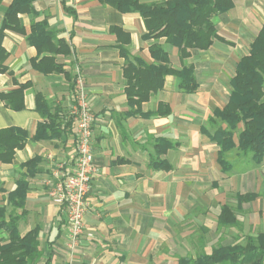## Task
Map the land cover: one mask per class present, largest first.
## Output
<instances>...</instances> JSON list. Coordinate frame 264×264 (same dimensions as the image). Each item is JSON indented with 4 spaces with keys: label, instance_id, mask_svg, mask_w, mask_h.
I'll use <instances>...</instances> for the list:
<instances>
[{
    "label": "crops",
    "instance_id": "0c3cea01",
    "mask_svg": "<svg viewBox=\"0 0 264 264\" xmlns=\"http://www.w3.org/2000/svg\"><path fill=\"white\" fill-rule=\"evenodd\" d=\"M232 1L229 11L213 16L222 40L214 39L206 50L191 49L186 60L193 66L197 89L186 93L178 88L174 75H167L162 89L151 93L140 110L128 104L123 69L134 58L153 62L149 46L155 40L145 37L147 28L138 12H120L99 0H35L36 15H16L22 32L3 30L7 71L0 72V91L26 82L29 86L23 92L21 110H13L0 100V129L15 127L26 133L25 143L15 149L12 160L0 161V208L5 209L6 219L21 212L8 203L7 193L24 179L28 186L25 214L18 220V230L23 234L38 227L42 256L34 264H44L47 258L50 264H178V258L209 253L200 242H209L213 236L208 218L196 217L197 202L209 205L216 200L221 206L217 194L225 190L227 181L220 176L224 172L217 162L219 148L202 128L212 131L207 120L213 109L227 102L235 65L248 53L264 21V0ZM10 2L0 0V26ZM43 19L69 47V54L55 55L61 71L44 73L31 64L32 59L38 61L44 54L37 52L27 35L31 24ZM158 43L168 51L170 66L181 68L177 47L167 44L163 37ZM76 66L83 74L94 116L91 149L98 172L91 181L85 214V229L92 236L83 235L69 250L65 211L50 199L49 189L56 181V172L64 175L74 167L70 108ZM36 93L48 102L47 118L36 108ZM159 104L168 110L166 114H140L155 111ZM40 123L52 126L51 137L34 138ZM157 138L171 143L161 157L170 165L168 170L150 165ZM31 159H36L34 165L23 166ZM230 162L229 172H235ZM257 165L236 171L242 173L235 176L234 195L249 191L261 195L264 159ZM207 172L210 180L206 181ZM206 186L211 188L204 193ZM199 228L203 231L197 232Z\"/></svg>",
    "mask_w": 264,
    "mask_h": 264
},
{
    "label": "trees",
    "instance_id": "16d2710c",
    "mask_svg": "<svg viewBox=\"0 0 264 264\" xmlns=\"http://www.w3.org/2000/svg\"><path fill=\"white\" fill-rule=\"evenodd\" d=\"M35 0H11L0 26V72L7 71L4 60L7 52L1 44L4 29L22 32L17 22L18 13H32ZM109 4L120 12H138L147 28L145 37L155 40L149 46L153 62L146 63L139 58L127 62L123 69L125 93L129 106H137L149 99L151 93L162 89L165 77L174 75L178 79V88L186 93L194 92L197 81L191 64H186L191 49L206 50L214 39L222 40L213 21L215 14L229 11L233 7L232 0H166L161 3H141L139 0H99ZM116 30V28H113ZM57 30L50 28L43 19L31 24L27 35L28 41L35 46L40 60H31L35 69L49 73L61 71L55 63L58 53L69 54L68 45L57 38ZM120 35V30L116 31ZM178 49L181 68L170 66L168 51L158 43V39ZM119 45V44H118ZM120 52L125 54L124 47L119 45ZM29 83L19 84L15 89L2 92L0 100L13 110L24 107L23 92ZM230 92L223 107L213 109L208 118L212 131L202 128L203 132L218 146L217 162L224 173L232 170V163L227 153L235 150L236 155L243 156L255 164L264 159V21L257 35L249 46L247 54L240 57L229 80ZM36 108L43 117H48L49 105L40 93L35 95ZM159 104L155 111L141 112L143 116L163 115L168 110ZM52 126L45 123L37 125L34 138L51 137ZM51 131V133H48ZM26 140L25 131L7 127L0 129V161L8 163L12 160L15 149L23 146ZM171 143L165 138H157L154 144V157L150 165L154 169H170L165 158H161ZM36 159L23 163V166L34 165ZM37 170V169H36ZM35 170V171H36ZM34 168L32 169V172ZM27 182L17 181L16 187L7 193L8 203L20 208L19 214H10L5 218L4 208H0V264H34L42 256L38 241V227L35 226L21 234L18 220L22 217L25 205ZM260 196L254 191L236 193V207L254 201ZM237 220L228 203L220 206L217 216L218 226H236ZM44 264H50L47 258ZM178 264H264V232L257 236L247 235L244 243L218 242L211 247L209 253L201 252L195 257L178 258Z\"/></svg>",
    "mask_w": 264,
    "mask_h": 264
},
{
    "label": "built area",
    "instance_id": "2783aa9c",
    "mask_svg": "<svg viewBox=\"0 0 264 264\" xmlns=\"http://www.w3.org/2000/svg\"><path fill=\"white\" fill-rule=\"evenodd\" d=\"M70 115L75 140L74 167L68 174L55 173L56 181L49 196L65 211L68 230L66 245L69 250H73L83 235L92 236L85 229V214L88 209L89 182L98 172L91 149L94 116L87 100L84 77L78 66L74 70Z\"/></svg>",
    "mask_w": 264,
    "mask_h": 264
},
{
    "label": "rangeland",
    "instance_id": "374dc122",
    "mask_svg": "<svg viewBox=\"0 0 264 264\" xmlns=\"http://www.w3.org/2000/svg\"><path fill=\"white\" fill-rule=\"evenodd\" d=\"M232 67L233 66L231 65L229 68L230 71L232 70ZM225 84L228 85L227 79L225 80ZM73 88H74V75H73ZM226 156L228 160L233 162V171L235 172L223 173L220 175L222 179H225L227 181V187L225 188L224 191H221L220 193H218L217 197L219 198V201H220L219 203L221 205L224 203L229 204V206L232 209L233 214L235 215V218L238 224L236 223L237 224L236 226L230 225V226H222V227L217 225V216L220 211V206H218L219 204L215 200L216 196L213 198V200L215 201L213 202L210 201L209 205H203L202 202H197L198 206L200 207L197 209L195 213L196 217H198L199 220L201 219V217L208 218L207 223L210 225L211 235L213 236L209 242L207 241V239L200 242L202 245L205 243L204 250L207 252H210L209 249L213 246H216L218 242L244 243L247 235L257 236L259 233L264 232V191L261 192V195L259 198H257L251 203L243 205L242 208L240 209L236 207V204H235L236 200L234 197V192L236 190V183H237L236 181L237 179L235 176L237 173H242V172H236V171H242V170L247 171L251 168H256L258 165L253 163L250 160L247 162L243 158L242 159L238 158L235 153V150H231L230 152L227 153ZM92 179L89 182V190H90ZM207 180H210V172H207L206 174V181ZM219 181H220V178H219ZM192 182H196V180L192 179ZM202 182H203V179H202ZM196 186L197 188L199 187V189L202 191L201 189L202 187H200L198 184H196ZM209 188L211 187L210 186L204 187V190H205L204 193ZM50 189H49V192H50ZM245 206H248V208H245ZM198 231H203V230L199 228L197 229V232Z\"/></svg>",
    "mask_w": 264,
    "mask_h": 264
}]
</instances>
